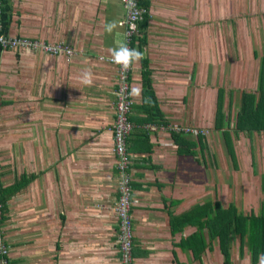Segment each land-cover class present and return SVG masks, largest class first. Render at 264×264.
I'll use <instances>...</instances> for the list:
<instances>
[{
    "label": "crops",
    "instance_id": "crops-1",
    "mask_svg": "<svg viewBox=\"0 0 264 264\" xmlns=\"http://www.w3.org/2000/svg\"><path fill=\"white\" fill-rule=\"evenodd\" d=\"M5 1L10 15L8 36L62 43L73 50V55L44 56L30 50L1 53L0 143L10 146L13 166L0 164V179H5L0 183L6 187L22 174L34 175L35 179L17 195L32 189L37 201L36 214L27 215L22 228L32 232L33 224L28 218L35 214L34 234H22L20 238V228L10 229L3 224L0 245L9 248L10 264H120L118 221L113 212L118 173L110 130L118 69L106 58L111 49L123 44V30L117 25L109 34L105 25L118 23L124 17L122 0ZM201 8V0H149L142 52L161 122H145L147 114L137 109L143 96L142 67L140 61L131 65L128 92L133 131L127 149L137 247L133 249V264H170L172 261L166 263L163 257L166 246L172 249L171 260L174 252L178 262L192 264L187 259L190 253L187 255L176 244L191 235L194 228L188 226L172 235L169 212L179 215L207 199L205 196L191 202L206 184L198 185V179L203 177L208 182L206 152H211L213 142L223 148L214 134L206 133L207 149L202 152L196 146L195 156L180 155L167 128L176 125L205 131L214 127L215 115L209 124L202 116L203 94L208 85L200 77L204 69L200 72L199 63H195L207 69L208 59L202 62L200 54L206 44L198 45L197 40L193 43L191 32L192 12H199L200 17ZM201 34L202 29L200 43ZM192 45L193 65L197 66L195 84H201L195 93ZM226 55V51H218L216 57L225 62ZM88 69L93 73L91 86L80 82ZM136 88L141 90L139 96L133 94ZM139 136H147L148 143H140ZM184 139L197 143L195 136L185 135ZM148 147L150 152L146 151ZM18 152H22L20 158ZM211 157L215 158L213 153ZM215 178L209 180L217 190ZM11 200L4 223L9 222L14 211L11 204L15 201ZM162 232H168V244L160 238ZM220 255L215 246L205 251L202 260L216 256L221 261Z\"/></svg>",
    "mask_w": 264,
    "mask_h": 264
},
{
    "label": "rangeland",
    "instance_id": "rangeland-1",
    "mask_svg": "<svg viewBox=\"0 0 264 264\" xmlns=\"http://www.w3.org/2000/svg\"><path fill=\"white\" fill-rule=\"evenodd\" d=\"M201 3V16L199 17V12L197 15L194 10L192 12L191 25L193 27L191 32L193 43H196L197 40L198 45L206 44V46L202 45L203 53L201 51L200 54H202V62L205 63V59H208L207 69L200 62L194 61L195 46L193 47V45L191 63L192 65L194 62L199 63L200 72L202 68L204 69L200 77L208 85L203 94L202 116L206 117L208 124L213 122L212 118L215 115L218 90L222 89V112L233 127L241 93H254L257 87L260 59L264 55V0H201ZM195 19L197 20V25L194 24ZM200 29H202V43L199 41V37H201L199 35ZM14 51L23 52L24 50ZM218 51L227 52L225 62L216 57ZM34 52H40L44 56H63L61 54L49 55L41 51ZM197 59L199 60L200 57ZM196 68L197 66L193 65V93L197 89H201V84H195L194 70ZM206 133L207 136L214 134L218 142L223 145L221 132L217 134L213 132L211 127V129L207 128L205 130ZM232 141L236 153V166L234 167L233 161L225 152L224 147H217L216 143L213 142L211 152H206L209 162L207 164L208 182L203 177L201 180L198 179V185L200 183L206 184L201 187V190H198L197 195H194L196 199L191 202L200 201L205 196L210 200H215V194H217V199L223 207L233 203L239 211L245 214L250 212L258 214L263 199L260 193V178L264 174V133H253L249 138L243 133H238L237 137L233 136ZM8 148L10 146L6 142L0 143V164L11 167L13 166V156ZM216 148L217 151L215 150ZM212 153L215 159L211 157ZM21 154L22 152H18L17 156L20 158ZM8 157L11 159H6ZM214 177H216L217 190L211 187L215 184L212 180H209V178ZM0 181H5V179H0ZM130 197H132V189ZM11 201H15L11 204L14 207V211L9 218V222L4 223V226L9 225L10 229L20 228L17 234L21 238L22 234L30 233L22 231V228L27 222L25 219L27 215L36 214L34 208L37 201L36 192L30 189L25 195H17ZM24 207L31 208L27 209ZM34 215L28 218L33 224L32 232L36 231V221L32 217ZM4 226L2 225L3 228ZM194 229H192V232L195 231ZM32 232L30 236L34 234ZM133 234H135V225H133ZM160 238L165 239L166 244L170 241L167 240L168 232H162ZM239 245L240 242L237 239L231 240L232 264H251L250 254L246 247L247 244L243 243V255L241 256L239 254ZM168 247H165L163 257L166 263L172 261L170 264H173L172 256L170 255L172 249ZM135 248L137 247H135V242L133 241V249ZM202 257L203 255L200 261H194L190 253L187 259L192 264H209L208 262L210 264H223L222 254L220 255L221 261L217 260L216 256H208L207 259L203 258V260Z\"/></svg>",
    "mask_w": 264,
    "mask_h": 264
},
{
    "label": "trees",
    "instance_id": "trees-1",
    "mask_svg": "<svg viewBox=\"0 0 264 264\" xmlns=\"http://www.w3.org/2000/svg\"><path fill=\"white\" fill-rule=\"evenodd\" d=\"M138 1L140 6H143L148 10L149 0ZM1 3V33L7 35L6 32L10 22V15L8 13L9 10L5 7L6 1L1 0ZM148 14L145 15L144 20L140 24L142 38L138 40L139 44H137L136 49L140 50L141 52L146 45V34L144 33V29H146L147 27V21L149 19ZM260 60L261 62L258 71L259 74L256 91L254 93H241L233 127L231 126V124H229V120L225 118V115L222 112L223 90L219 89L217 94L215 123L213 130L218 131L219 134L221 132L224 150L230 156L231 161H233L234 167L236 166L237 161L235 159L236 153L232 141L233 136L237 137L238 133H243L247 138H249L253 133H264V55ZM140 64L142 67L141 79L143 84V96L142 104L137 107V109L147 114L145 122H149L150 119L159 120L161 122L162 115L158 108L157 100L150 84L146 60L142 59L140 61ZM129 121H132L131 117H129ZM111 129L112 125L110 130ZM132 131L126 139L127 146L128 139ZM185 135L174 132L171 133V137L174 143L178 146V152L180 155L185 154L187 156H195L196 151L193 149L196 148V146L199 147L202 152L208 148V145L206 144V142H204V135L198 134L196 136L197 143L187 141L186 139H184ZM139 138L140 143L142 141L148 143L147 136H139ZM185 143H188V145H186ZM127 148L128 147H126V149ZM146 151L150 152L151 147H148ZM126 152L128 154V149L126 150ZM128 159L130 173L131 161L130 158ZM197 162L199 161L197 160ZM34 179V175L22 174L13 183L6 187L2 186L0 183V237L1 235L4 236V229L2 225L7 220L8 202L17 194L21 193ZM260 179V193L263 199L258 214H255L253 212L245 214L239 211L235 207V205H233V203H230L228 204V206L223 207L220 201L217 199V194H215V200H210L209 198H207L201 205H195L179 215H171V213L169 212V230L172 235L183 231V229L188 226L195 228V231L191 235L186 238H181L180 242L176 244V246L187 255L188 252L191 253L194 261H200L201 256L205 254L206 250L211 251L213 247L216 246L220 254H222L223 256V264H232L230 243L232 239H237L240 242V256L243 255V243L245 242L250 254L251 264H258L260 262V257L264 255V174L261 175ZM130 211L132 213V207L130 208ZM5 248L7 249V251H9L8 247L5 246ZM132 254L134 258V250L132 251ZM172 254L173 264H183L178 262L174 252ZM8 258L9 253L7 256H5V259L7 261V264H10Z\"/></svg>",
    "mask_w": 264,
    "mask_h": 264
},
{
    "label": "built area",
    "instance_id": "built-area-1",
    "mask_svg": "<svg viewBox=\"0 0 264 264\" xmlns=\"http://www.w3.org/2000/svg\"><path fill=\"white\" fill-rule=\"evenodd\" d=\"M125 11L124 17L118 21L117 25L123 30V44L129 48H135L139 44L138 40L142 38L140 24L148 14V10L139 5L138 0H122ZM2 3L0 0V55L5 50H30L41 51L45 54H61L66 57L73 55V50L62 43H46L44 41L34 40L25 37H10L2 34L1 14ZM109 64L118 69V88L114 100V120L112 124L113 153L116 157V170L118 173V198L114 204L113 212L115 213L117 224V246L120 264H133V218L131 216V175L129 173V157L126 152V139L133 129L129 121L131 115L132 100L129 89V77L131 74L130 67L122 70L120 66L111 62V58H106ZM171 132L186 134L191 136L206 135L205 131L195 128L168 126ZM8 251L5 246L0 245V264H7L5 256Z\"/></svg>",
    "mask_w": 264,
    "mask_h": 264
},
{
    "label": "clouds",
    "instance_id": "clouds-1",
    "mask_svg": "<svg viewBox=\"0 0 264 264\" xmlns=\"http://www.w3.org/2000/svg\"><path fill=\"white\" fill-rule=\"evenodd\" d=\"M116 27L117 22H110L105 25V31L110 34ZM110 58L112 63L120 66L122 70H127L133 63L141 61L144 58V54L138 49L129 48L127 44H122L110 50ZM80 82L85 86L93 84V73L90 69L82 73ZM140 92L139 88L133 90V94L136 96H139ZM260 264H264V255L260 257Z\"/></svg>",
    "mask_w": 264,
    "mask_h": 264
}]
</instances>
